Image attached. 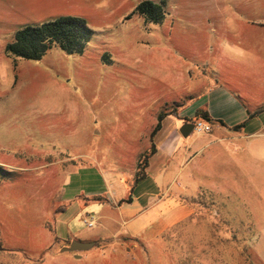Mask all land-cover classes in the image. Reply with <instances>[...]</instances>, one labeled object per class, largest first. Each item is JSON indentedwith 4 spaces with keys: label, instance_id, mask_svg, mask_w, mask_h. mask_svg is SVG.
<instances>
[{
    "label": "rangeland",
    "instance_id": "obj_1",
    "mask_svg": "<svg viewBox=\"0 0 264 264\" xmlns=\"http://www.w3.org/2000/svg\"><path fill=\"white\" fill-rule=\"evenodd\" d=\"M140 1L0 0V264H264V173L250 179L240 152L223 155V169L235 170H222L220 187L189 197L192 214L162 235L163 247L119 234L81 258L60 252L53 228L67 174L94 160L112 185L118 174L127 181L154 112L205 64L232 70L235 62L215 59L241 46L237 39L259 35L241 0L235 11L231 0H166L158 24L132 12ZM59 16L83 18L93 30L82 53L54 45L30 60L6 52L17 29ZM216 18L235 35L219 39ZM107 242L114 246H100Z\"/></svg>",
    "mask_w": 264,
    "mask_h": 264
},
{
    "label": "crops",
    "instance_id": "obj_2",
    "mask_svg": "<svg viewBox=\"0 0 264 264\" xmlns=\"http://www.w3.org/2000/svg\"><path fill=\"white\" fill-rule=\"evenodd\" d=\"M231 1L233 4L228 8L235 11L238 0ZM239 3L253 18L249 23L255 25L259 35L237 39L241 46L223 52V59H215V62L224 59L235 62L232 70L212 69L205 64L208 70L199 69L195 82L165 103L168 113L161 121L158 122V114L162 110L154 112L139 133L145 144L134 150L135 161L127 181L121 182L118 174L119 186L112 185L110 174L99 169L98 161L95 165L94 160L67 174L69 182L62 189L58 223L53 228L54 237L63 246L67 241L102 242L122 234L145 240L150 246L163 247L162 235L192 214L194 207L189 197L205 188L220 187L222 170L234 169L229 165L223 169V155L231 157L240 152L244 156L240 170L248 174L264 173V0ZM214 9L220 17L223 11L220 4L214 5ZM215 20L211 31L219 39L235 35L225 19ZM197 110L207 111L212 119L211 131L202 134L191 131L182 136L179 128L183 123L202 119L196 116ZM241 123V128L233 129ZM144 152L148 155L145 176L134 183L137 162ZM82 156L79 153L75 159ZM82 176L84 183H78ZM254 176L249 175L250 179ZM88 177L91 181L96 177L101 183L89 184ZM91 218L94 225L89 227L84 220ZM89 228L100 230L91 233ZM100 246L109 248L114 244L107 242ZM84 251L73 252L75 258H81Z\"/></svg>",
    "mask_w": 264,
    "mask_h": 264
},
{
    "label": "trees",
    "instance_id": "obj_3",
    "mask_svg": "<svg viewBox=\"0 0 264 264\" xmlns=\"http://www.w3.org/2000/svg\"><path fill=\"white\" fill-rule=\"evenodd\" d=\"M132 12L158 24L162 22L167 13L165 0L159 2L142 0ZM92 34L93 30L88 27L83 18L59 16L41 24H28L17 29L13 40L6 44L5 50L16 58L30 60L40 59L54 45H57L63 52L68 54H80L84 51ZM167 113L166 110H162L158 114V122ZM196 116H200L209 122L212 120L207 111L204 110H197ZM157 126H159V123ZM242 126L243 123L233 126V129L238 130ZM147 156V153H145L137 163L133 176L134 183H137L145 176ZM129 199L130 197H128ZM67 243L69 244L70 242L67 241Z\"/></svg>",
    "mask_w": 264,
    "mask_h": 264
},
{
    "label": "water",
    "instance_id": "obj_4",
    "mask_svg": "<svg viewBox=\"0 0 264 264\" xmlns=\"http://www.w3.org/2000/svg\"><path fill=\"white\" fill-rule=\"evenodd\" d=\"M194 127V123L192 122H185L182 124V126L179 128V132L182 136H187ZM95 242L89 241V242H84L80 240H72L70 243L66 246H63L61 248L62 251H82V250H87L91 248L94 245ZM78 257V255H76Z\"/></svg>",
    "mask_w": 264,
    "mask_h": 264
},
{
    "label": "built area",
    "instance_id": "obj_5",
    "mask_svg": "<svg viewBox=\"0 0 264 264\" xmlns=\"http://www.w3.org/2000/svg\"><path fill=\"white\" fill-rule=\"evenodd\" d=\"M193 123L194 127L192 131L198 134L207 133L211 131V123L205 119H196L195 121H193ZM84 222L89 227L94 225L92 218L90 220H84Z\"/></svg>",
    "mask_w": 264,
    "mask_h": 264
}]
</instances>
